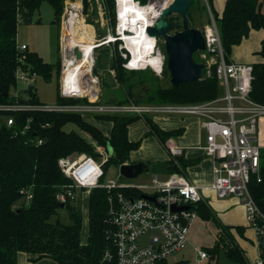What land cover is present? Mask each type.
<instances>
[{
    "label": "trees",
    "instance_id": "16d2710c",
    "mask_svg": "<svg viewBox=\"0 0 264 264\" xmlns=\"http://www.w3.org/2000/svg\"><path fill=\"white\" fill-rule=\"evenodd\" d=\"M66 1L68 0H0V104H41L36 96V88L32 84L21 92L18 90L17 72L22 70L28 75L35 74L49 81L53 71L58 76V63L51 65L44 62L36 52L20 51L16 41L17 28L19 23H32L34 14L39 12L44 3L51 7L52 23L59 27ZM81 1L83 11L88 13V0ZM101 1L109 12L111 25L114 26V0ZM135 1L142 6L148 3V0ZM211 1L191 0L192 5L187 11L188 19L191 17L192 9L207 12V7L209 8L219 32L224 58L228 62L232 48L240 45L251 30L264 31L262 13L264 0H226L220 16L211 10ZM167 21L169 33H176L182 29L179 18L169 15ZM36 23L39 24L40 20H36ZM115 45L117 46L118 42ZM103 55L109 71L114 72L120 87L121 99L114 102L116 105L200 103L212 100L221 93L214 69L211 76L202 75L196 82L176 87L171 85L160 87L154 82L157 81L154 80L155 76L148 78L149 69L126 70L122 67L125 61L117 53L114 54V58L105 53ZM257 55L262 61L251 64L249 98L264 105V38ZM146 81L152 86L148 88L143 99L137 100L132 90L135 85ZM68 88L76 92L73 88ZM56 101L59 104L87 103L86 99L62 98L59 95V87ZM4 115L12 117L14 122L10 127L4 123L0 125V264H16L19 253L35 257L34 261L49 258L57 264H113V259L105 257L106 254L114 256V245L111 240L114 227L109 214L108 198L117 192L132 196H138L141 192L133 189L91 190L87 194V239L82 243L81 212L74 201L67 202L63 207L71 219L70 225L63 224L58 219L50 221L60 209V203L56 200L58 192L62 187L70 185V180L58 167V160L74 153L85 154L99 160L100 156L89 143L87 139L89 138L106 151L111 150V155L103 165L104 177L108 165L129 164L131 153L138 150L140 142H132L128 138V127L132 123L144 118L149 127L147 135L155 136L162 146H165L169 138L179 134V131L164 132L150 117L137 115H89L97 121L111 123L107 136L80 114L17 111L6 112ZM69 125L76 127L84 135L74 130H65ZM38 141H41V144H38ZM168 164L167 173L173 175L182 174L191 162L186 161L183 156H169ZM258 177L260 182L256 176H251L248 189L256 205L264 213V153L261 156ZM28 196H31L30 200H27ZM196 209L203 220L216 221L215 214L204 204H198ZM216 224L218 226L216 239L210 248L204 249L209 255V260L215 261L218 253L223 251L231 262L249 264L233 234L235 231L239 237H243V227L225 226L220 222ZM160 264L189 263L165 260Z\"/></svg>",
    "mask_w": 264,
    "mask_h": 264
},
{
    "label": "built area",
    "instance_id": "2783aa9c",
    "mask_svg": "<svg viewBox=\"0 0 264 264\" xmlns=\"http://www.w3.org/2000/svg\"><path fill=\"white\" fill-rule=\"evenodd\" d=\"M131 1L137 6H142L135 0ZM151 1L156 3L158 0H148V3ZM173 1L169 0L170 3ZM114 2L115 26L108 36L95 47L115 45L118 42L119 55L125 61L123 67L130 71L146 70L149 67H130L133 54L126 48L123 39V34L127 36L130 32H127L129 31L126 28L127 22L125 25L123 23L124 26L120 24V0H114ZM209 18V25L201 31L205 49L199 53L202 58L211 56L217 59L214 64V75L220 85L221 93L212 100L200 103L100 105L97 104L96 97L92 100L88 96H73L64 91L60 77L59 95L62 98H88L87 103H56L52 106L0 104V113L41 111L80 115H137L140 117L165 115L195 117L201 121L205 131V142L202 147L204 155L215 162L212 170L213 179L209 186H195L177 174L168 176L166 180H158L157 176H153L148 186L103 184L101 182L103 165L109 157L103 147L95 149L100 158L104 156L103 161H99L100 158L95 160L88 155L77 153L58 160L61 173L70 180V185L62 187L56 196L57 202L63 206L75 200L76 190L90 192L96 188L107 191L133 189L141 192L138 196L117 192L108 198L109 214L114 227L111 235L114 256L106 254L105 257L109 260L113 259V264H160L189 245L188 233L198 218L196 207L204 200L203 191H212L220 200L228 197L238 198L244 208L246 222L255 235L257 257L252 264H264V213L256 205L248 189L251 176H256L257 181L260 182L258 177L260 160L264 153V136L261 133L262 122H264V105L249 98L252 66L230 63L225 60L219 32L210 13ZM152 24L153 22L149 26ZM153 39L155 43L152 46V54L161 57L157 48V39ZM18 48L20 51L27 50L25 45L18 46ZM161 58L163 60V57ZM35 76V74L28 75L27 72L19 70L16 78L18 82H33ZM13 122L12 117H7L4 124L10 127ZM37 143L41 144V141ZM165 147L172 157L182 154V150L172 146L169 141L165 142ZM30 198L31 196H28L27 200ZM172 207L177 210H172ZM192 252L193 264H203L209 260V255L205 250L192 246Z\"/></svg>",
    "mask_w": 264,
    "mask_h": 264
},
{
    "label": "rangeland",
    "instance_id": "374dc122",
    "mask_svg": "<svg viewBox=\"0 0 264 264\" xmlns=\"http://www.w3.org/2000/svg\"><path fill=\"white\" fill-rule=\"evenodd\" d=\"M161 1V0H160ZM204 1V0H203ZM75 2V3H74ZM68 3V4H67ZM79 5V9L77 11V15L79 18L83 20L84 23L89 25L93 30V39L95 40V45L99 44V42L108 36V33H110L111 29L114 28V26L111 25L109 12L103 6V3L101 0H88L89 3V9L88 13H85L83 11V4L81 0L76 1H66L64 3V10L63 14L61 16V22L59 26L60 30V38H58V30L57 26L52 23L53 20V11L51 7L44 3L39 12L35 13L33 16L32 23L30 24H24L19 23L17 28V36L16 41L17 45H20L22 43L29 46L30 49L36 50L44 60L51 65H57L59 68L58 76L56 75V72L53 71L52 77L49 81H45L40 76H35V79L33 83L31 82H19L18 90L21 92L24 90L29 84H32L36 88V96L38 101L46 106H52L56 104V96H57V89L59 87V79L62 76V69H63V61L65 59V50L63 48V30H64V21L65 17L67 15V12L70 10V6H74L75 4ZM147 5V4H146ZM204 12L197 9L191 10V17L188 19V24L190 27L198 29L200 31L203 30V26L208 24L207 16L203 14ZM262 13L264 14V5L262 7ZM116 16V13H115ZM172 17L179 18V21L181 22V19L177 15H170ZM188 17V15H187ZM36 20H40V23H36ZM182 24V23H181ZM173 33V32H171ZM159 42L158 46L162 43L160 40L157 39V43ZM161 46V45H160ZM159 49V47H158ZM105 53L110 58H114V54L117 53V55L120 57L118 52V45H102V46H96L93 51V63L91 67V76L93 79H95L96 86H95V92L96 93L94 99L96 100L97 104H114V102H117L121 99L120 95V87L115 79V74L113 71H109V67L107 65V62L105 60ZM201 53L197 52L194 54L193 59L197 63L203 64V69L201 72L202 75H205L206 77L211 76L213 72V67L215 62L217 61L216 57L211 56H205V58H202L200 55ZM163 67L160 74H157L153 70L149 69V73H147L148 78L151 79L152 75L156 77L157 81H154L155 83H158L160 87H168L170 86V78L168 70L166 69L165 62L163 60ZM125 64V63H124ZM123 67V64H122ZM124 68V67H123ZM162 72V73H161ZM154 77V78H155ZM59 78V79H58ZM136 80V79H135ZM134 80V81H135ZM154 84L153 82H151ZM152 85L150 82H145L143 84L135 85L132 92L134 94V97L138 100H141L144 98L145 93L148 91V88ZM67 87L73 88L76 90V93H85L81 89H78L75 86L68 85ZM80 94V96H81ZM94 94H88L89 96H93ZM85 99V98H84ZM88 100V98H86ZM144 104H150V103H144ZM153 104V103H151ZM156 104V103H155ZM144 117V116H143ZM7 116L4 115V113H0V125L4 123ZM85 120L90 122L89 115H84ZM93 122V121H92ZM97 127H99L100 123L95 122L94 123ZM103 124V123H101ZM136 126H139L138 124H134L132 127V133L133 130L136 128ZM142 126V124H141ZM110 127V125H108ZM100 128V127H99ZM102 130V128H100ZM65 130H74L78 132L81 135H84L80 130H78L76 127L69 125L65 128ZM153 136V135H151ZM86 137V136H85ZM151 137L144 136V134L141 136V140L149 139ZM91 146L95 149L98 147L101 148L97 143H94L91 139L87 138ZM151 140L154 141L152 138ZM160 150V146L154 142L150 145H142L140 148L135 151L133 154H131L132 158L135 159L137 162H143L147 163V160H141L146 159L143 158L142 155L145 152H152L157 153ZM110 152L107 150V153ZM138 156V157H137ZM104 156L100 158L99 161H103ZM148 164V163H147ZM158 180H163L164 176L158 175ZM153 178V175L149 172H145L140 174L138 177H136L133 180H128L120 176L119 174V166H114L112 164L108 165L104 177L102 179L103 184H110L114 183L117 186H148L151 183V180ZM74 203L81 212V218H82V226H81V242H85L87 238V222H88V211H87V196L86 194L82 195V192L79 190H76L75 192V200ZM59 220L63 224L70 225L71 219L65 209H59L58 214L50 219L51 222H54L55 220ZM246 221V218H245ZM217 222H219L218 219L216 221H203L200 218H197L194 223L192 224L189 233H188V241L189 245L184 247L180 252L176 253L175 255L171 256L168 261L169 262H176V261H186L189 264H193V252H192V246L197 249H208L210 248L217 235ZM247 224V228H250V226ZM236 238L241 239L242 242L243 238L238 237L237 234H235ZM247 245L250 247L251 251L247 250V253L249 255V263H253V256L254 253L251 245L249 242H246ZM203 264H235L231 261H229L223 251H220L218 253L217 259L214 260H207Z\"/></svg>",
    "mask_w": 264,
    "mask_h": 264
},
{
    "label": "crops",
    "instance_id": "0c3cea01",
    "mask_svg": "<svg viewBox=\"0 0 264 264\" xmlns=\"http://www.w3.org/2000/svg\"><path fill=\"white\" fill-rule=\"evenodd\" d=\"M225 2L226 0H212L211 10L213 11V13L220 16L224 9ZM209 13L212 15L211 11L207 7V12H204L203 14L207 16L208 24L204 25L203 28L208 26L210 23ZM57 30H58V38H60L61 33L59 27H57ZM263 38H264L263 30H251L248 37L244 39L240 45L232 48L228 62L237 63V64H248V65L261 62L262 59L257 55V52H259L261 48V41ZM21 45H25L27 47V50L29 51L36 52L43 59V61L46 62L42 57V55H40L36 50L30 49L29 46L24 43L18 46ZM145 117H150V119L155 123V125L164 132L179 131V134L169 138L167 141H169L172 146L180 148L182 150V154L180 156H183L184 159L186 161L191 162V164L183 171L182 174H177V175L183 176L185 179H187L191 184L195 186L198 187L209 186L212 183V179H213L212 170H213V166L215 165V162L211 158H208L204 155L202 147L204 146V142H205V131L201 121L195 117H178V116H165V115H153V116H145ZM90 119H91L90 123H92L96 128H98L104 135L107 136L109 134L111 129V123L104 121H97L92 117ZM95 122L100 123L99 127L102 128V130L94 124ZM134 124H138L139 126H136V128L133 130L132 133V127L134 126ZM108 125H110V127H108ZM148 131H149V127L145 123L144 118L139 119L138 121L132 123L128 127V138L130 141L140 142V146L141 143L142 145L143 144L150 145L154 142H156L160 146V150L157 153H152L150 151L145 152L142 155V157L146 159H141V160H147L148 165L158 162L168 163L169 156L170 157L172 156L169 154L167 148L165 146H162L158 142L155 136H151L150 134L147 135ZM261 133L264 136V122H262ZM143 134L144 136L151 138L145 140L139 139ZM152 138L154 139V141L151 140ZM134 152L135 151H133L131 154H133ZM175 157H179V156H175ZM133 163H137V161L133 159L132 156L130 155L129 164H133ZM162 176H164L163 180H166L170 175L167 173V171H165L162 174ZM81 192L82 195L86 194V196L89 193L86 191H81ZM202 195L204 199L202 204H204L206 207L212 210V212L215 214V218L218 219L221 224L230 227H237V226L243 227V237L241 238H243V241L245 242H242L241 239L236 238L235 231H233V234L235 236L237 244L243 250L248 262H249V255L247 253V250L251 251V249H249L250 247L247 245L246 242L247 241L249 242V244L253 249L252 253H254L253 256V262H254V260L257 257V249L254 243L255 235H254V231L251 228H247V224L245 221V211L243 206L240 204L238 198L228 197L220 200L216 198V196L212 191H203ZM198 218H200L199 215ZM200 219L203 220L202 218ZM87 227H88V222H87ZM85 242L82 241V243ZM34 258L35 257L31 255L25 253H19L17 255L16 264H57L55 261L49 258H42L35 261L33 260Z\"/></svg>",
    "mask_w": 264,
    "mask_h": 264
},
{
    "label": "bare ground",
    "instance_id": "6f19581e",
    "mask_svg": "<svg viewBox=\"0 0 264 264\" xmlns=\"http://www.w3.org/2000/svg\"><path fill=\"white\" fill-rule=\"evenodd\" d=\"M169 4V0H158L156 3L151 1L142 7L133 4L131 0H120V24L123 25L124 23L125 25L127 22L128 26L126 28L129 30L127 32H130L127 33V36L123 34L125 46L133 54L130 67L147 66L160 74L163 60L159 55L152 54L151 50L155 40L147 35L145 29L157 18L160 9L167 7ZM69 9L65 17L63 30V48L65 50L61 76L63 89L71 95L80 96L81 93H76L67 87L68 85L75 86L85 92L81 96H88L93 100L96 95L94 92L97 83L91 76L95 48L94 32L77 15L78 3L73 7L70 6ZM74 48L81 51L82 58L80 60L75 61ZM88 94L94 95L91 97Z\"/></svg>",
    "mask_w": 264,
    "mask_h": 264
},
{
    "label": "water",
    "instance_id": "95a60500",
    "mask_svg": "<svg viewBox=\"0 0 264 264\" xmlns=\"http://www.w3.org/2000/svg\"><path fill=\"white\" fill-rule=\"evenodd\" d=\"M191 5V0H174L159 12L152 26L146 28L149 37L158 39L163 44L165 65L169 73L170 85L173 87L200 80L203 69V64L197 63L193 59L195 53L205 49V45L202 32L190 27L188 24L187 11ZM169 15L180 17L182 29L179 32L174 34L168 32L167 17ZM73 55L75 61L82 58V53L78 48H74ZM109 151L108 154L111 155V150L109 149ZM168 167L167 162H158L151 165L137 162L119 166V174L125 179L133 180L145 172H149L153 176L162 175L168 170ZM59 207L63 209L64 206L60 204ZM175 209V207H172V210Z\"/></svg>",
    "mask_w": 264,
    "mask_h": 264
},
{
    "label": "flooded vegetation",
    "instance_id": "af4514ba",
    "mask_svg": "<svg viewBox=\"0 0 264 264\" xmlns=\"http://www.w3.org/2000/svg\"><path fill=\"white\" fill-rule=\"evenodd\" d=\"M180 31V30H179ZM179 31H177V32H179ZM176 32V33H177ZM171 34H174V32L173 33H171ZM158 44H159V42L157 43V48L159 47V49H158V51H159V54L161 55V57H163V60H164V62H165V54H164V50H163V44L161 43L159 46H158ZM164 64V63H163Z\"/></svg>",
    "mask_w": 264,
    "mask_h": 264
}]
</instances>
